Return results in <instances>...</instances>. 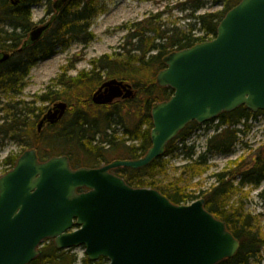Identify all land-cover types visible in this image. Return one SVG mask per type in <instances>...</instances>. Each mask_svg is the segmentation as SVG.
<instances>
[{
  "label": "water",
  "instance_id": "95a60500",
  "mask_svg": "<svg viewBox=\"0 0 264 264\" xmlns=\"http://www.w3.org/2000/svg\"><path fill=\"white\" fill-rule=\"evenodd\" d=\"M66 2L56 0L55 9ZM52 20L34 27L23 47L40 40ZM9 57L0 51V64ZM164 61L157 83L174 94L152 109V146L143 157L73 168L68 155L41 161L29 149L0 176V264H30L48 239L58 249L83 246L91 261L104 257L109 264H216L237 253L240 240L204 198L175 204L159 190L130 186L112 169L147 166L193 121L204 124L240 106L264 110V0H241L215 38ZM133 95L131 84L112 78L92 99L102 105ZM68 109L66 101L56 102L38 130L61 121Z\"/></svg>",
  "mask_w": 264,
  "mask_h": 264
},
{
  "label": "trees",
  "instance_id": "16d2710c",
  "mask_svg": "<svg viewBox=\"0 0 264 264\" xmlns=\"http://www.w3.org/2000/svg\"><path fill=\"white\" fill-rule=\"evenodd\" d=\"M42 1L48 5L46 13L52 16V25L40 40L23 47L36 26L32 8ZM208 1L185 0L178 5L182 11H190L186 15L189 19L188 29L176 25L163 28L151 20L132 24L128 26L124 42L119 47L123 52L94 59L91 62L92 70L82 71L78 76L67 75L74 63L68 65L64 73L56 78L60 88L48 86L46 92L38 96V101L42 103L65 100L69 107H73L58 123L45 125L39 132L35 123H39L46 113V106H37L33 101H11L0 109L6 112L0 116V145L7 139L13 140L25 150L36 149L40 160L54 155H68L74 168L99 167L116 159H138L144 156L152 145V108L174 94L172 87L157 83L159 71L166 67L164 58L171 52L216 37L221 20L241 0H217L223 1L222 9L197 15L196 12L204 8ZM98 2L67 0L57 11L53 0H26L16 5L11 0H0V50L10 53L9 59L0 65L1 92L14 97L20 95L27 85L32 67L38 62L50 58L59 48L70 47L73 43L87 46L92 42L95 35L91 26L99 13ZM198 26L205 32L203 35L194 32ZM104 73L108 79L116 78L130 83L134 95L110 104H94L93 92L104 82ZM259 114H264V110L253 113L245 106L219 114L211 120L218 123L216 133L208 139L207 150L196 157L195 146L187 145L186 141L193 130L203 124L193 121L168 144L164 154L149 165L138 169L120 166L112 171L132 187L159 190L175 204H188L203 196L206 209L225 221L228 229L241 242L233 257L216 264H262L264 235L253 226L252 217L244 213L241 206H228L227 201L234 191L230 171L215 174L217 184L201 191L199 195L187 193L177 182L164 184L159 179L168 165L164 158L175 152L177 141L182 142L183 152L192 161L186 168H198L207 163L209 154L233 152L237 132L246 131L238 129L236 125L244 121L249 129L247 119ZM130 141L139 143L129 144ZM260 149L256 163L240 172L241 184L258 186L264 181V147ZM19 156L8 158L6 164L14 167ZM261 195L264 196V192ZM72 250L57 249L54 241L48 240L43 244L41 254L31 264H108V260L103 257L91 261L84 255L79 259Z\"/></svg>",
  "mask_w": 264,
  "mask_h": 264
},
{
  "label": "rangeland",
  "instance_id": "374dc122",
  "mask_svg": "<svg viewBox=\"0 0 264 264\" xmlns=\"http://www.w3.org/2000/svg\"><path fill=\"white\" fill-rule=\"evenodd\" d=\"M184 1L99 0V13L93 19L91 26V30L95 35L94 40L87 46L73 43L70 47L59 48L50 58L38 62L32 67L30 75L27 78V85L20 95L14 97L0 90V109L7 106L11 101H33L36 102L37 106H46L45 112L48 111L55 102L42 103L38 101V96L46 92L48 86L60 88L58 87L56 78L64 73L65 68L74 63L73 68L67 71V75L78 76L82 71L89 72L92 70L93 66L91 62L94 59L100 58L105 54L114 55L116 54L115 52H123L119 47L124 42L128 26L132 24L151 20L163 28L176 25L182 29H188L189 19H187L186 15L190 11H182L178 7ZM223 7V1L209 0L208 4L198 10L196 14L217 11ZM47 9L48 5L46 1L38 2L33 6L32 14L36 25H41L49 20L51 16L47 15ZM194 32L198 35L205 33L199 26ZM75 56H78L76 59L78 61L75 60ZM103 78V81L108 79L105 73ZM72 108L70 107V109ZM5 114L6 112L0 110V116H4ZM217 123V121H214L207 126L193 130L186 143L187 145L195 146L196 155L194 157L207 150L208 139L216 133ZM247 123L249 129L245 126L244 121L236 125L238 129L246 131L237 132V142L234 145L233 152L227 154L220 152L209 154L207 163L198 168L190 167V170L186 168L192 161L183 152L182 142L177 141L175 146L177 145L178 148L175 152L164 158L168 165L166 171L159 176V179L161 178L160 180H163L164 184L177 182L187 193L199 195L201 191L208 190L217 184L215 174L218 172L230 171L231 175H236V165L244 159L252 163V160L257 159L259 156L260 148L264 147V114L251 115L247 119ZM35 126L38 131V123H35ZM138 143L139 141L129 142V144ZM24 150L20 143L9 139L5 140L2 146L0 145V176L11 169V166L6 164V160L8 158H16ZM231 184L234 191L227 201L228 206H231V208L241 206L244 213L250 214L252 217L251 223L253 226L264 235V196L261 195L264 191V181L258 186H252V184L246 186V184H241L240 176L237 174L231 181ZM72 253L81 259L85 255V248L82 246L76 247L72 250ZM262 264H264V257Z\"/></svg>",
  "mask_w": 264,
  "mask_h": 264
},
{
  "label": "flooded vegetation",
  "instance_id": "af4514ba",
  "mask_svg": "<svg viewBox=\"0 0 264 264\" xmlns=\"http://www.w3.org/2000/svg\"><path fill=\"white\" fill-rule=\"evenodd\" d=\"M49 20H47L46 22H48ZM45 22V23H46ZM44 24V23H43ZM42 25V24H41ZM40 26V25H39ZM250 131V130H249ZM257 159L255 158L254 160H252V163H249V160L248 161H245V159L243 161H240V163H238V165H236V172H238V174L240 172H243L244 170H247L249 169L250 167H252L255 163H256ZM242 169V170H241ZM240 176V179L242 178V174L240 173L239 174ZM230 182L234 179L233 175H231V172H230ZM249 183H246V186L248 185ZM254 184H252L253 186ZM241 186V185H240ZM264 192V191H263Z\"/></svg>",
  "mask_w": 264,
  "mask_h": 264
}]
</instances>
